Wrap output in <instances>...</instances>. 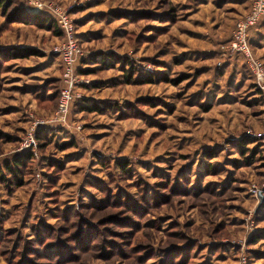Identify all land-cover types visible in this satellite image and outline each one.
Instances as JSON below:
<instances>
[{
  "label": "rangeland",
  "instance_id": "obj_1",
  "mask_svg": "<svg viewBox=\"0 0 264 264\" xmlns=\"http://www.w3.org/2000/svg\"><path fill=\"white\" fill-rule=\"evenodd\" d=\"M53 1L86 56L82 96L44 146L37 131L57 123L35 122L57 107L60 37L0 14V46L38 50L0 66V160L36 154L22 186L0 183V264H264V190L251 189L264 187V149L251 144L250 161L235 143L264 131V96L245 59L222 53L252 0ZM94 100L109 106L84 109Z\"/></svg>",
  "mask_w": 264,
  "mask_h": 264
},
{
  "label": "built area",
  "instance_id": "obj_2",
  "mask_svg": "<svg viewBox=\"0 0 264 264\" xmlns=\"http://www.w3.org/2000/svg\"><path fill=\"white\" fill-rule=\"evenodd\" d=\"M27 3L36 11L43 10L52 14L62 30V36L52 47V51L59 57L61 63L62 87L58 96L57 107L53 116L40 118L35 122V125L54 122L67 124L71 104L76 98L82 96L77 87L84 82V78L77 67L81 57L85 55V48L79 41L76 21L64 4L53 0H27ZM261 20H264V0H253L250 8L236 19L231 38L223 44L222 53L224 55L242 54L254 77L256 87L264 91V61L255 54L250 43V30ZM34 130L35 128L32 127L28 131L27 136L22 141V147H28L35 142ZM251 133L256 135L255 132ZM259 135L264 142V131L260 132ZM251 189L255 194H260L264 187L253 184Z\"/></svg>",
  "mask_w": 264,
  "mask_h": 264
},
{
  "label": "trees",
  "instance_id": "obj_3",
  "mask_svg": "<svg viewBox=\"0 0 264 264\" xmlns=\"http://www.w3.org/2000/svg\"><path fill=\"white\" fill-rule=\"evenodd\" d=\"M251 4H252V2H251ZM0 14L5 15L6 19L9 22L10 21H22L25 23H34L40 27L50 29L59 37L62 36V30H61V28L57 22V19L52 14H50L48 12L33 13V12L29 11L24 0H0ZM259 24H264V20L259 21L255 26H257ZM255 26H253L250 31H252ZM79 41L81 42V38H79ZM250 43H251L252 48H253L252 37L250 38ZM32 53H38V50L32 46H23V45H20V46L19 45L18 46H0V66L4 64L5 59H9L13 56H27V55H30ZM232 55H235L236 57L240 56L244 60L243 55L240 53H235ZM85 56L86 55L82 56L80 61H82L85 58ZM116 56H117L116 54H113L111 52L110 54H106V56L101 55L100 58H97L98 56L96 55L94 59H98L95 61H97V62L99 61L100 64L108 65L110 63L111 64L113 63V60H114V58H116ZM240 57H238V58H240ZM244 63H246V62H244ZM77 69H78V71H80V69H81L80 66H78ZM87 70L88 69H85V71H87ZM126 76H128L129 80L132 79L131 73L126 74ZM144 78L149 79V80L153 79L152 76H144ZM58 83L59 84H57V86L59 87V90H60L62 87L61 77L59 78ZM255 86H256V84H254V89L256 88ZM256 89H257V92H256L257 95L264 96V91H262L259 88H256ZM59 93H60V91H59ZM74 103L75 102H73L71 104L69 115L71 114L72 107H73ZM82 103H83L82 106H84V109H87L90 111L103 110V109H106L105 105L109 106V104H108L109 102L106 100H94L93 102H90V103H87V102H82ZM56 123H57L56 124L57 126L55 127L53 125L52 129L50 128L51 125H44L37 131L36 137L40 141L41 146H44L42 144L46 143V141L48 142V139L51 137L53 132L61 129V127L58 125H63V124H61L60 122H56ZM44 140H45V142H44ZM261 141H262L261 136L260 137L259 136H252L247 132V133L241 135L238 138V140L235 141V143H236V146L238 147L240 154L249 158L251 161V159H253V156H254L253 152L255 149L253 146H251L253 148H250V145L253 143H255V145L260 144L263 146V149H264V142L262 141L263 143H261ZM250 151H251V153H250ZM35 157H36L35 150L31 147V148L22 149V150H18L16 152H13L9 156L5 157L3 160H0V183H2L5 187H7L8 190L22 186L25 183L26 175L34 172V162L33 161H34ZM121 165L125 166L124 162H121ZM99 205H101V204L99 203ZM111 217L115 221H121L122 222V221L126 220V221L130 222L126 218L121 220L118 217H116V215H113ZM53 229L54 230L52 231V234H51V230H50L46 234V237H49V238L50 237H56L59 234V232H60L59 228L55 227ZM107 229H110V228H107ZM55 232H57V234ZM82 237H83V234L82 235L80 234L78 236V241L80 243L84 242V237L83 238ZM50 243H52V242H49V244ZM138 245L139 244H137V246ZM60 247H61L60 249L62 251H64V249L62 247H65V246L62 245ZM151 248H152V246H151ZM66 250H68V248H66Z\"/></svg>",
  "mask_w": 264,
  "mask_h": 264
},
{
  "label": "crops",
  "instance_id": "obj_4",
  "mask_svg": "<svg viewBox=\"0 0 264 264\" xmlns=\"http://www.w3.org/2000/svg\"><path fill=\"white\" fill-rule=\"evenodd\" d=\"M250 6H251V4L249 5V7L248 8H250ZM247 10V9H246ZM236 21V20H235ZM234 25H235V23H234ZM234 25H233V28H234ZM264 27V24H259V25H257V26H255L254 28H253V30L252 31H250V38L252 37V40H254V35L256 34V33H258L257 32V30L258 29H261V28H263ZM233 30V29H232ZM231 35H232V33H231ZM231 35H230V37H229V39L231 38ZM58 36L56 35V38H57ZM78 37L80 38V34L78 33ZM228 39V40H229ZM57 41V40H56ZM25 45H28V44H25ZM29 46V45H28ZM51 52L53 53V51H52V49H51ZM244 57V56H243ZM245 59V58H244ZM263 61H264V59H263ZM60 62V61H59ZM79 63H80V61H79ZM79 63H78V66H79ZM60 66H61V64H60Z\"/></svg>",
  "mask_w": 264,
  "mask_h": 264
},
{
  "label": "water",
  "instance_id": "obj_5",
  "mask_svg": "<svg viewBox=\"0 0 264 264\" xmlns=\"http://www.w3.org/2000/svg\"><path fill=\"white\" fill-rule=\"evenodd\" d=\"M260 195H261V197L263 196V194H262V193H260Z\"/></svg>",
  "mask_w": 264,
  "mask_h": 264
}]
</instances>
